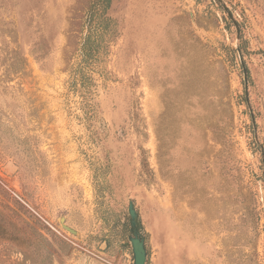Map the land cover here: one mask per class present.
Instances as JSON below:
<instances>
[{
	"label": "rangeland",
	"instance_id": "rangeland-1",
	"mask_svg": "<svg viewBox=\"0 0 264 264\" xmlns=\"http://www.w3.org/2000/svg\"><path fill=\"white\" fill-rule=\"evenodd\" d=\"M224 1L240 38L218 0H0V218L35 244L0 264H133L130 200L148 264H264V0Z\"/></svg>",
	"mask_w": 264,
	"mask_h": 264
},
{
	"label": "trees",
	"instance_id": "trees-1",
	"mask_svg": "<svg viewBox=\"0 0 264 264\" xmlns=\"http://www.w3.org/2000/svg\"><path fill=\"white\" fill-rule=\"evenodd\" d=\"M112 0H93V3L87 12L86 22L88 23L89 28H92L95 20L99 19V27L105 28L107 24H109L111 17L108 13L109 7L111 5ZM109 21V22H108ZM98 46L95 44L93 32H89L84 37L82 42V46L80 48L81 55L84 58L92 57L95 53L98 52ZM83 74L81 77H83ZM0 218V238L9 239L11 238V234L19 235L17 236L18 240L25 246L24 250H31L35 247V244L27 241V233L21 230L15 223L10 221L5 215H2Z\"/></svg>",
	"mask_w": 264,
	"mask_h": 264
},
{
	"label": "water",
	"instance_id": "water-1",
	"mask_svg": "<svg viewBox=\"0 0 264 264\" xmlns=\"http://www.w3.org/2000/svg\"><path fill=\"white\" fill-rule=\"evenodd\" d=\"M218 1L224 7V9L228 12L229 17L233 20L237 28L238 38H240V25L238 21L236 20L233 12L230 10V8L228 7L227 3L224 0H218ZM238 50L242 58L240 47L238 48ZM242 65L244 69L247 101L250 104V98L248 94V81H249L248 68L243 60H242ZM128 214H129V222H130V234L128 238L132 246L133 259H134L133 264H148L149 253H148V247L146 243V234L144 230L142 217L136 207L134 200H130L129 202ZM60 223L67 230L73 233L77 232L76 229H74L73 227H71L70 225L66 223L65 216L61 217Z\"/></svg>",
	"mask_w": 264,
	"mask_h": 264
}]
</instances>
